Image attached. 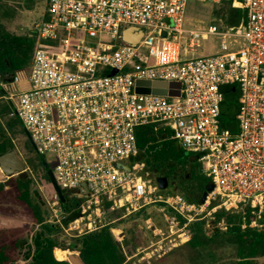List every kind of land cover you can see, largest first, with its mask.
<instances>
[{"label": "built area", "instance_id": "1", "mask_svg": "<svg viewBox=\"0 0 264 264\" xmlns=\"http://www.w3.org/2000/svg\"><path fill=\"white\" fill-rule=\"evenodd\" d=\"M192 1H227L245 16L238 26L188 27ZM46 4L33 32L48 44L35 49L28 72L15 73L2 87L7 98L16 96L11 116L20 119L35 152L53 159L59 188L83 198L79 218L67 226L58 221L62 230L79 231L84 224L87 233L94 231L91 213L100 218L106 200L133 211L159 203L173 214L171 221L164 214V220L175 226L214 219L223 209L240 214L242 228H262L264 0ZM128 29L130 35L140 34L134 44L124 41ZM207 37L218 40L215 52L197 55L200 40ZM138 80L180 82V95L138 93ZM230 84L239 86L238 109L224 126V89ZM157 122L198 156L214 186L204 203L180 194L155 197L158 186L143 177L145 165L134 161L136 133ZM55 198L59 201L56 193Z\"/></svg>", "mask_w": 264, "mask_h": 264}, {"label": "trees", "instance_id": "2", "mask_svg": "<svg viewBox=\"0 0 264 264\" xmlns=\"http://www.w3.org/2000/svg\"><path fill=\"white\" fill-rule=\"evenodd\" d=\"M12 1L14 0H0V6L10 4ZM219 6L221 9L213 15L220 20L223 19L225 26H238L245 16L243 10L232 7L230 2L224 1ZM203 11L210 18L213 16L212 9L207 5L192 1L187 9V18L199 16V13ZM34 40V34L30 37L11 33L0 20L1 82L6 77L11 81L17 72L26 73L30 70L36 49ZM47 44L43 42L41 46ZM5 93L0 83V96H4ZM238 97L239 86L237 84L225 87L222 109L224 126L229 124L238 109ZM13 118L21 124L17 116H10V121H6V127L10 130ZM5 132L4 126L0 123V153L15 150ZM136 138L139 152L134 161L145 165L143 177L150 179L156 186H158V179L164 177L174 184L188 201L201 203L202 195L210 183L201 171L198 156L183 149L172 138V131L161 122L141 126L137 130ZM34 156L35 161H30L28 167L53 188V164L37 153ZM32 174L24 166V171L0 183V191L13 194L18 202L23 203L29 209L33 220L41 224L48 219L49 211H44L39 204L42 200L39 192L32 189L35 184ZM61 191L59 204L62 213L66 215L64 224L67 226L68 223L81 216L78 207L83 198L70 191ZM104 205V210L111 212L108 214L109 219L116 221L121 218L120 210L112 209L111 200H106ZM242 222L240 214L220 209L214 214V219L209 224L207 220L191 222L188 225L190 238L181 246H186L188 253H195L196 256L207 252L208 264H214L216 255L213 251L216 249H227L230 252L232 256L230 264H264V226L262 228L249 226L242 228ZM60 229V226L45 224L42 232L36 234L34 238L36 252L32 264H70L67 258H60L66 252H57V249L71 248L52 237V234H56ZM23 244L24 241L19 237L1 238L0 264L10 259L9 251L20 249ZM125 253L132 254L134 249L127 245L124 252L121 244L113 238L110 226L84 234L81 238V248L78 250V255L84 264H123L126 260Z\"/></svg>", "mask_w": 264, "mask_h": 264}, {"label": "rangeland", "instance_id": "3", "mask_svg": "<svg viewBox=\"0 0 264 264\" xmlns=\"http://www.w3.org/2000/svg\"><path fill=\"white\" fill-rule=\"evenodd\" d=\"M46 3L47 0H14L10 4L0 6V20L11 33L31 37L32 33L34 34L35 26L41 22V18L46 11ZM207 6L212 9V15L221 9L219 5L208 4ZM204 11L199 13V16L187 18V26L203 28L208 24L224 25L223 19L220 20L214 15L210 18ZM34 37L35 47L38 48L44 41L39 32L34 34ZM216 44H218L216 38H203L199 42L196 54H213L217 48ZM6 95L7 93L4 94V96ZM16 99L15 96L13 103H15ZM1 105L2 103H0ZM5 122L6 119L0 120V123L5 124ZM12 122L11 130L5 129V134L23 160L26 170L33 173L35 184L32 189L38 191L41 196L42 200L39 201V204L45 212L49 211L48 220L59 221L63 224L66 215L61 213V206L58 199L55 198V191L46 180L28 167L30 161H35L34 155L36 153L34 147L22 124H19L14 118ZM47 161L53 164L51 157H48ZM208 182H211L210 179H208ZM176 194L181 195L182 193L175 188L174 184L168 181V187L165 190L159 189L155 197L159 195L166 197ZM162 208L163 206L159 203L149 204L137 211H133L128 206L119 208L112 205L113 210H120L121 218L116 220L117 222L109 219L108 214L111 212L104 209L100 218L95 213H91V230H98L100 226L110 221L116 222L114 225L116 226V232L114 233L117 237L116 239L123 247L128 245L131 249L133 247L136 249L134 253L128 255L131 258H126L124 264H208L207 252H202L203 256H196L195 253H188L186 246H181L184 244L183 242L186 243L190 238L189 224L186 226L181 222L177 226L169 224L168 221L164 220V214L168 215L169 221L172 220L170 216H173V214L169 211H162ZM126 217H133L137 220L128 222L125 220ZM204 220H207L209 224L213 219L210 216ZM40 229V226L34 224L31 212L23 203L18 202L13 194L0 191V239L9 236L22 238L25 241V247L20 252L21 255V253L24 254L27 251L28 247H32V250L34 249L33 240L36 234L41 231ZM65 229H68V227H65ZM87 229L89 230V227L83 224L81 230H69L67 232L62 230L59 236L67 243H76L79 236L85 233ZM124 237H127L128 241L124 242ZM213 252L216 255L214 264H230L232 256L227 249H216Z\"/></svg>", "mask_w": 264, "mask_h": 264}, {"label": "water", "instance_id": "4", "mask_svg": "<svg viewBox=\"0 0 264 264\" xmlns=\"http://www.w3.org/2000/svg\"><path fill=\"white\" fill-rule=\"evenodd\" d=\"M131 31L132 29H128L124 33V41L130 44H134L139 40L140 34L133 36V35H130ZM163 35L166 36V33H163ZM136 85H137L136 91L138 93H144V94L152 93L155 95H161V96L169 95L173 97H177L180 95V87H181L180 82L167 83L164 81L138 80L136 82ZM169 88L171 90H169ZM24 166H25L24 162L20 158L17 151L12 150V151H8L5 153H0V168L3 171V173L0 174V182H3L6 178H10V177L18 175L20 172L24 171ZM120 166H123V165H120ZM124 168H126L127 170H130L126 166H124ZM157 183H158V188L161 190H165L168 187V181L164 177H160ZM52 185H53V189L55 193L60 198V196L62 195V191L57 185L54 178L52 180ZM213 188L214 186L212 184H209L207 186L206 192L202 195L201 203L205 202L208 193L211 192ZM60 242H63V241H60ZM73 247L79 248L76 245H73ZM69 262L70 264H84V262L80 259L78 255H70Z\"/></svg>", "mask_w": 264, "mask_h": 264}, {"label": "flooded vegetation", "instance_id": "5", "mask_svg": "<svg viewBox=\"0 0 264 264\" xmlns=\"http://www.w3.org/2000/svg\"><path fill=\"white\" fill-rule=\"evenodd\" d=\"M11 81H10V79L9 78H5L4 80H3V82H0L2 85L4 84V83H7V84H9ZM0 103H2V105L0 106V120L1 119H6V121H8L9 119H10V116H11V112L10 111H12V108H13V100H11L10 98H7L6 96H3V95H1L0 96ZM2 125L4 126V128L7 130L8 128L6 127V122H5V124L4 123H2ZM8 132V131H7ZM26 132V131H25ZM27 134V133H26ZM1 169V168H0ZM1 173H3V171H0V174ZM6 179H8V178H6ZM6 179L4 180V181H6ZM3 181V182H4ZM1 183V182H0ZM29 210V209H28ZM61 213H62V210H61ZM63 214V213H62ZM33 219V218H32ZM125 220H127L128 222L131 220V221H136L137 219L136 218H133V217H126V219ZM114 221V220H113ZM126 221V222H127ZM33 222H34V224L35 225H37V226H40V232H42V230H43V226L45 225V224H50V225H52V226H60V228H61V225H60V223L58 222V221H52V220H46L44 223H41V224H39V223H36L34 220H33ZM117 222V221H116ZM116 222H112V221H110L109 223H107V224H104V225H102V226H100V228L99 229H101V228H103V227H106V226H110V232H111V234H112V236H113V238L117 241V242H119L116 238V235L114 234L115 232H116V226H114L115 225V223ZM124 227H125V225H124ZM98 229V230H99ZM39 232V233H40ZM92 232V231H91ZM60 233H62V228L56 233V234H52V237H54V238H57L58 240H59V242L60 241H63V242H60L61 244H63L64 246H67V247H70L71 249H57V252H66L65 253V255L63 256V257H60V258H67V260H68V262H69V256L70 255H78V250H80V248H81V238L84 236V235H81V236H79V239L77 240L78 242H76V243H74V242H68L67 243V241H65V240H62L61 238H60V236H59V234ZM89 233V232H88ZM3 238H5V237H3ZM7 238V237H6ZM9 238H17V237H11V236H9ZM35 238V237H34ZM125 238V237H124ZM21 240H22V238H20ZM24 241V240H23ZM125 241H128V238L126 237L125 239H124V242ZM120 243V242H119ZM121 244V243H120ZM73 245H76V246H78L79 248H74L73 247ZM122 246V248H123V250H124V252H125V247H123V245H121ZM25 247V241H24V244H23V246H22V248H20V249H17V250H11V251H9L8 252V254L10 255V259L7 261V262H4V263H1V264H32L33 263V260H34V256H35V246H34V240H33V247H34V249L32 250L31 248L32 247H28V249H27V251L24 253V254H22L21 253V255H20V252L22 251V249ZM133 249L134 250H136L135 249V247H133ZM125 255H126V258H131V257H128V255H131V254H126L125 253ZM79 256V255H78ZM126 262V260L124 261V263ZM70 263V262H69ZM123 263V264H124Z\"/></svg>", "mask_w": 264, "mask_h": 264}, {"label": "crops", "instance_id": "6", "mask_svg": "<svg viewBox=\"0 0 264 264\" xmlns=\"http://www.w3.org/2000/svg\"><path fill=\"white\" fill-rule=\"evenodd\" d=\"M237 9H238V8H237ZM25 87H26V84H23V85H22V88H25Z\"/></svg>", "mask_w": 264, "mask_h": 264}]
</instances>
